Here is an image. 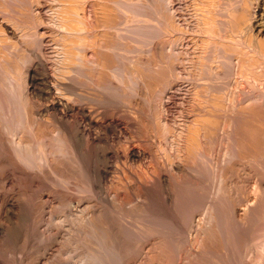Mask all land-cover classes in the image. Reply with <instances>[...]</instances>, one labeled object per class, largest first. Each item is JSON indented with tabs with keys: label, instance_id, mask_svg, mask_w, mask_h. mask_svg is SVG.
Listing matches in <instances>:
<instances>
[{
	"label": "rangeland",
	"instance_id": "1",
	"mask_svg": "<svg viewBox=\"0 0 264 264\" xmlns=\"http://www.w3.org/2000/svg\"><path fill=\"white\" fill-rule=\"evenodd\" d=\"M195 1L0 0V264H190V254L200 251L214 258L199 257L191 264H264V93L256 90L264 89V53L260 57L255 52L256 56L250 47L245 50L253 57L230 51L229 62L235 65L223 56L224 61L212 58L209 44L201 40L204 33L195 25L197 19H206L208 7ZM222 1L232 9L243 8V0ZM4 24L14 29V38ZM230 42L219 44L228 48ZM242 56L248 57L247 63ZM36 63L40 76L32 85L29 71ZM44 72L53 82L51 97L43 94L39 83ZM223 75L226 81H221ZM217 77L221 82L216 85ZM251 79L257 81L248 85ZM215 89L223 102L231 96L233 107L241 102L245 107L230 110L228 100L231 108L210 110L207 105L215 100ZM56 95L66 96L75 107L91 108L99 122L88 126L78 110L63 109L65 116L62 109L42 111ZM232 99L243 101L234 104ZM202 104L208 108L198 106ZM110 122L116 126L107 130ZM78 128L85 133L83 148L82 143L79 148L71 144ZM90 135L99 140L92 142ZM132 148L142 152L140 159L129 157ZM175 162L183 163L188 172L176 173ZM195 166L199 172L194 176ZM99 169H108L105 178ZM161 175L169 178L164 188ZM94 181L102 182L103 195ZM8 199L16 206L9 216L2 209ZM146 256L153 260L146 262Z\"/></svg>",
	"mask_w": 264,
	"mask_h": 264
},
{
	"label": "bare ground",
	"instance_id": "2",
	"mask_svg": "<svg viewBox=\"0 0 264 264\" xmlns=\"http://www.w3.org/2000/svg\"><path fill=\"white\" fill-rule=\"evenodd\" d=\"M80 1V0H79ZM163 1V0H162ZM169 1V0H168ZM199 1H201V4L202 5H204V8L205 7H208V10H206V8H205V10L207 11V14H206V11H205V14L207 15V16H205V20H201V19H197V22H195V25H196V27L200 30V31H202V34L204 35V36H202V43H206V45H208L207 47H206V49H207V51H211L210 53L211 54H209V55H212V58L213 57H215V59H217V58H221L222 56L225 58V59H227V62L228 63H230L231 61H232V54L233 53H231L230 51H235V52H238V51H241V55L242 54H244L245 52L247 53H245L247 56H250V57H253L252 56V54H251V52H253L254 53V55H256L255 54V52H257V53H264V0H243V1H241L242 2V6H243V8L241 7V5H240V7H241V9H232V7H231V4L229 5V4H227V3H229V2H224L223 3V1L222 0H199ZM231 1V0H230ZM233 1V0H232ZM235 1V0H234ZM239 1V0H238ZM193 2V1H192ZM196 3L195 4H197L198 3V0L197 1H195ZM237 2V1H236ZM84 3V2H83ZM104 3V2H103ZM170 3V2H169ZM77 4V3H76ZM200 4V5H201ZM252 4H254L253 5V7H252ZM199 5V4H198ZM198 5H197V9L199 10V8L201 7L202 8V6H199L198 7ZM67 6V5H66ZM76 6V5H75ZM78 6V5H77ZM76 6V7H77ZM84 6V5H83ZM82 6V7H83ZM166 6V5H165ZM249 7L250 9L247 11L245 8L246 7ZM111 7V6H110ZM180 7V6H179ZM184 7V6H183ZM236 7V6H235ZM247 7V8H248ZM72 8V7H71ZM166 8V7H165ZM181 8V7H180ZM196 8V7H195ZM252 8V9H251ZM77 9V8H76ZM79 10H81V8L79 9ZM78 10V11H79ZM172 10V9H171ZM193 11V10H192ZM195 11V10H194ZM204 11H201V14H203L204 13ZM71 12H72V10H71ZM173 12V11H172ZM196 12H197V10H196ZM198 12H200V11H198ZM73 13H75V12H73ZM79 13H81V12H79ZM84 13V12H83ZM104 13V12H103ZM194 14H197V13H194ZM200 14V13H199ZM199 14L197 15V16H199ZM65 15V14H64ZM71 15H73V14H71ZM75 15V14H74ZM73 15V16H74ZM95 15V14H94ZM68 16V15H67ZM77 16V15H76ZM81 16V15H80ZM83 16V15H82ZM110 16V15H109ZM188 16L190 17L191 15H189L188 14ZM194 16H196V15H194ZM193 16V17H194ZM196 16V17H197ZM202 16V15H201ZM200 16V17H201ZM222 16V17H221ZM247 16H249L248 17V23L245 25V26H243L244 24H245V22H246V18H247ZM70 17V16H69ZM78 17H79V15H78ZM85 17H86V15H85ZM88 17V16H87ZM181 17V16H180ZM195 17V18H196ZM199 17V18H200ZM202 17H204V15L202 16ZM81 18V17H80ZM65 19H67V18H65ZM73 19V18H72ZM89 19V18H88ZM174 19H176V18H174ZM188 19V18H187ZM74 20V19H73ZM85 20H86V18H85ZM178 20V19H177ZM67 21V20H66ZM181 21V20H180ZM179 21V23H181ZM191 21V20H190ZM189 21V22H190ZM193 21V20H192ZM79 21H77V23H78ZM188 22V23H189ZM81 23V22H80ZM79 23V24H80ZM83 23V22H82ZM81 23V24H82ZM88 22H86V24H87ZM187 23V24H188ZM193 23V22H192ZM9 24V23H8ZM176 24H178V22L176 23ZM11 25V24H10ZM65 25V24H64ZM88 25V24H87ZM179 25V24H178ZM186 25V24H185ZM191 25V24H190ZM180 26V25H179ZM79 27V26H78ZM85 27V26H84ZM241 27H242V29H241ZM82 28V27H81ZM86 28H87V26H86ZM190 28V27H189ZM227 28H229V30L227 29ZM4 29H5V32L6 33H8L9 34V36H13V38L15 37V31H14V29H12L9 25H7V24H4ZM65 29V28H64ZM84 29V28H83ZM163 29V28H162ZM178 29V28H177ZM215 29H216V31H215ZM71 30V29H70ZM85 30V29H84ZM174 30V29H173ZM189 30V29H188ZM80 31V30H79ZM185 31H186V29H185ZM191 31V30H190ZM91 32V31H90ZM189 32V31H188ZM199 32V31H198ZM221 32V33H220ZM66 33V32H65ZM70 33V32H69ZM77 33H79V32H77ZM81 33V32H80ZM192 33V32H191ZM195 33V32H194ZM223 33V34H222ZM86 34H87V32H86ZM92 34V33H91ZM171 34V33H170ZM196 34H198V33H196ZM199 34H201V33H199ZM78 35V34H77ZM6 36V35H5ZM70 36V35H69ZM215 36H217V38H219L218 39V43H214V41H215V39H217V38H215ZM219 36V37H218ZM10 37V38H11ZM74 37H75V34H74ZM88 37V36H87ZM86 37V38H87ZM91 37H92V35H91ZM88 38H90V37H88ZM87 38V39H88ZM174 38V37H173ZM223 38H224V40L228 43V42H230V43H232L231 45H230V47H229V44H226V45H228V48H224V47H221V45H222V42H224V40H223ZM229 38L230 39V41H227V39ZM17 39V38H16ZM75 39V38H74ZM77 39V38H76ZM164 39V38H163ZM177 39V38H176ZM181 39V38H180ZM195 39V38H194ZM83 40V39H82ZM89 40V39H88ZM200 39H199V41H201ZM71 41V40H70ZM176 41V40H175ZM198 41V40H197ZM79 42V41H78ZM82 42V41H81ZM192 42V41H191ZM219 42H221V45L219 44ZM80 43V42H79ZM187 44V43H186ZM218 44H219V46H218ZM223 44H225V43H223ZM80 45V44H79ZM84 45V44H83ZM175 45V44H174ZM226 45H224V46H226ZM160 46V45H159ZM185 46V45H184ZM189 46V45H188ZM197 46V45H196ZM76 47V46H75ZM78 47V46H77ZM81 47V46H80ZM164 47V46H163ZM169 47V46H168ZM179 47V46H178ZM186 47V46H185ZM251 48V50L249 49V52L250 53H248L247 51V48ZM79 48V47H78ZM82 48V47H81ZM101 48V47H100ZM156 49V48H155ZM163 49V48H162ZM175 49V48H174ZM187 49V48H186ZM191 49V48H190ZM200 49V48H199ZM206 49H205V51H206ZM247 51H246V50ZM164 50H165V48H164ZM167 50V49H166ZM78 51V50H77ZM82 51V50H81ZM183 51V50H182ZM205 51H202L201 50V54H199L202 58H203V54H204V52ZM206 51V52H207ZM163 52V51H162ZM172 52V51H171ZM170 52V53H171ZM177 52V51H176ZM242 52H244V53H242ZM79 53H80V51H79ZM85 53H86V51H85ZM155 53H157V52H155ZM168 53V52H167ZM199 53V52H198ZM229 53H231L230 55H232V56H230V58L229 59H231V61L229 62V59H228V55H229ZM240 53V52H239ZM81 54V53H80ZM159 54V53H158ZM175 54H177V53H175ZM244 54V55H245ZM262 54H260L261 56L260 57H262L263 55ZM166 55V54H165ZM172 55V54H171ZM206 55V54H205ZM208 55V54H207ZM71 56V55H70ZM69 56V57H70ZM90 56V55H89ZM176 56V55H175ZM185 56V55H184ZM238 56H240V55H238ZM256 56H259L258 54L256 55ZM255 56V57H256ZM94 57V56H93ZM168 57V56H167ZM177 57V56H176ZM175 57V58H176ZM192 57V56H191ZM205 57H207V56H204V58ZM223 57L221 58V59H223ZM243 58H244V56H242ZM254 57V58H255ZM88 58V57H87ZM209 58L210 57H207L206 59H208V61H209ZM212 58L210 59V61L212 62ZM239 58V57H238ZM248 57H246L245 56V62H246V59H247ZM264 58V57H263ZM72 59V58H71ZM85 59V58H84ZM170 59V58H169ZM168 59V60H169ZM215 59H213V61H215ZM221 59H220V61H221ZM250 59V58H249ZM204 60V59H203ZM174 61H175V59H174ZM173 61V62H174ZM181 61H182V59H181ZM217 61H218V59H217ZM223 61H224V59H223ZM236 61H237V59H236ZM262 61H263V59H262ZM77 62V61H76ZM79 62V61H78ZM159 62V61H158ZM207 62V61H206ZM211 62H209V63H211ZM216 62V61H215ZM40 63V62H39ZM88 63V62H87ZM183 63V62H182ZM220 63V62H219ZM227 63V64H228ZM232 63V62H231ZM236 63V62H235ZM235 63H232L233 65H235ZM239 63V62H238ZM247 63V62H246ZM245 63V64H246ZM252 63H254V61L252 62ZM262 63H264V62H262ZM175 64V63H174ZM237 64V63H236ZM257 64V63H256ZM36 65H39L38 63H36L35 64V68H33V69H31L29 72V75H30V83L32 84V85H34L37 81H38V78H39V76H38V74L36 73ZM74 65V64H73ZM213 65V64H212ZM222 65V64H221ZM223 65H226V62L225 63H223ZM231 65V64H230ZM230 65H228V66H230ZM76 66V65H75ZM78 66V65H77ZM167 66V65H166ZM184 66V65H183ZM199 66V65H198ZM208 66V65H207ZM220 66V65H219ZM232 66V65H231ZM230 66V67H231ZM238 66V65H237ZM254 66V65H253ZM39 67V66H38ZM37 67V68H38ZM44 67V66H43ZM201 67V66H200ZM203 67H204V65H203ZM224 67V66H223ZM230 67H229V69H230ZM239 67V66H238ZM242 67V66H241ZM244 67V66H243ZM246 67V66H245ZM245 67H244V69H245ZM262 66H260V68H261ZM209 68L210 69H212L210 66L208 67V70H209ZM228 68V67H227ZM226 68V69H227ZM236 68L237 67H235V71H236ZM252 68V67H251ZM254 68H256L255 66H254ZM259 68V67H258ZM42 69V68H41ZM40 69V70H41ZM66 69V68H65ZM78 69V68H77ZM89 69V68H88ZM166 69V68H165ZM216 69V68H215ZM221 69V68H220ZM224 69H225V67H224ZM39 70V69H38ZM70 71L71 70H73V69H69ZM161 70V69H160ZM196 70V69H195ZM203 70H205V69H203ZM240 70V69H239ZM248 70V69H247ZM246 69H245V71H247ZM42 71H44V70H42ZM67 71V70H66ZM183 71H184V69H183ZM197 71V70H196ZM206 71H207V69H206ZM209 71H211V70H209ZM208 71V72H209ZM229 71V70H228ZM258 71V70H257ZM72 72V71H71ZM74 72V71H73ZM213 72H214V69L212 70V74H213ZM217 71H215V73H216ZM218 72H220V70L218 71ZM232 71H230L228 74H230ZM242 72H243V70H242ZM42 73V72H41ZM76 73V72H75ZM205 73V72H204ZM215 73H214V75H215ZM224 73V71L222 72V73H220L219 75H221V74H223ZM244 73V72H243ZM259 73V72H258ZM64 74V73H63ZM190 74V73H189ZM218 74V73H217ZM216 74V75H217ZM225 74H226V72H225ZM236 74H237V71H236ZM249 74V73H248ZM255 74V73H254ZM193 75V74H192ZM208 75V74H207ZM216 75H215V77H216ZM250 75V74H249ZM251 75H253V74H251ZM257 75V74H256ZM262 75V74H261ZM76 76V75H75ZM179 76H181V75H179ZM186 76V75H185ZM199 76V75H198ZM227 76V75H226ZM226 76H222L221 78H222V80L221 81H223L224 79H223V77H225V78H228V76L226 77ZM244 76H245V74H244ZM247 76V75H246ZM54 77V76H53ZM52 77V79L54 80V78ZM72 77H74V76H72ZM79 77V76H78ZM200 77V76H199ZM198 77V78H199ZM204 77V76H203ZM209 77V76H208ZM211 77V76H210ZM214 77V76H213ZM212 77V78H213ZM231 77H233L232 76V73L230 74V78ZM238 77V76H237ZM250 77V76H249ZM248 77V78H249ZM254 77H255V75H254ZM253 77V78H254ZM51 77H50V75H48V73L47 72H44L42 75H41V77H40V79H39V83H42L41 85H43V94L45 95V96H48V97H51L52 95V93H53V87H52V85H53V82H52V85H51V79H50ZM77 78V77H76ZM166 78V77H165ZM205 78V77H204ZM242 78H244V77H242ZM62 79V78H61ZM65 79V78H64ZM208 79V78H207ZM217 79L219 80V78L217 77ZM246 79V78H245ZM250 79V78H249ZM67 80H68V78H67ZM182 80V79H181ZM213 80V79H212ZM212 80H211V82H212ZM228 80V79H227ZM230 80V79H229ZM237 80V79H236ZM252 80V79H251ZM260 80V79H259ZM186 81V80H185ZM192 81V80H191ZM190 81V82H191ZM203 81H205L204 79H203ZM202 81V82H203ZM220 80L218 81V83H215L216 85L217 84H219L220 82H221ZM224 81H226V80H224ZM252 81H253V83H252ZM251 82H250V80H249V84L248 85H250V84H254V79L252 80ZM257 81V80H256ZM255 81V82H256ZM77 82V81H76ZM196 82V81H195ZM198 82H201V81H198ZM201 82V83H202ZM206 82V81H205ZM210 82V83H211ZM244 82V81H243ZM262 82V81H261ZM38 83V82H37ZM70 83V82H69ZM69 83H68V85L67 86H69ZM194 83V82H193ZM209 83V82H208ZM223 83V82H222ZM226 82H224V84H225ZM240 83V82H239ZM61 84H63L62 82H61ZM61 84H60V87H61ZM72 84V83H71ZM190 84H192V83H190ZM198 84V83H197ZM200 84V83H199ZM203 84V83H202ZM201 84V85H202ZM205 84V83H204ZM212 84H213V82H212ZM214 84V85H215ZM244 84V83H243ZM255 84H257V83H255ZM262 84V83H261ZM65 86L64 87H66V83L64 84ZM178 85V84H177ZM200 85V86H201ZM262 85H264V84H262ZM56 86L57 87H59L57 84H56ZM63 86V85H62ZM195 86V85H194ZM198 86V85H197ZM204 86V85H203ZM220 86V88L222 87V85L220 84L219 85ZM218 86V87H219ZM227 86V85H226ZM230 86V85H229ZM228 86V87H229ZM240 86H242V85H240ZM252 86V85H251ZM55 87V86H54ZM72 87V86H71ZM196 87V86H195ZM206 87V86H205ZM205 87H204V89H205ZM211 87V86H210ZM231 87V86H230ZM245 87H247V86H245ZM254 87V86H253ZM262 87V86H261ZM56 88V87H55ZM67 88V87H66ZM65 88V89H66ZM74 88H75V86H74ZM77 88V87H76ZM75 88V89H76ZM198 88V87H197ZM212 88H214V86L212 87ZM215 88L217 89V86H215ZM219 88V89H220ZM224 88V87H223ZM244 88V87H243ZM248 88V87H247ZM254 88H256V86L254 87ZM63 89V88H62ZM68 89V88H67ZM70 89V88H69ZM73 89V88H72ZM72 89H70V91L69 92H72L71 90ZM78 89V88H77ZM211 89V88H210ZM213 90L212 92L214 93V91H216L217 92V94H219L218 93V91H220V92H222L221 91V89L219 90V89H217V90ZM225 89V88H224ZM224 89H222L223 90V93H224ZM228 89V88H227ZM237 89V88H236ZM260 89V88H259ZM259 89H257L256 88V90H257V92H262L261 90H263V93H264V89H260V91H258ZM64 90V89H63ZM235 90V89H234ZM232 91L231 90V92L230 93H232V92H235V91ZM251 90H253V89H251ZM75 92H76V90H74ZM209 91V90H208ZM207 91V92H208ZM230 91V90H229ZM33 92V91H32ZM64 92H67V91H64ZM215 92V93H216ZM244 92V91H243ZM255 91L253 90V94H255V93H257V92H255ZM60 93V92H59ZM68 93V92H67ZM66 93V94H67ZM209 93H211V92H209ZM213 94V97L215 98V100L214 101H212V105H211V107H210V103H209V105H207V106H209V109L211 110V109H213L214 107H216V109L218 108V107H229L228 105L230 104V106H232L231 105V103H230V98H231V96L230 95H228L227 93H229V92H227L226 94H227V97H229L230 96V98H228V100H225L226 102H223V98L219 95H217V94ZM222 93V94H223ZM229 93V94H230ZM245 93H247L248 94V92L246 91ZM245 93H241V96L243 95V97L246 95ZM250 93V92H249ZM258 93V94H259ZM263 93H261V96L263 95ZM63 94V93H62ZM74 94H77V93H74ZM193 94V93H192ZM221 94V95H222ZM239 94V93H238ZM245 94V95H244ZM252 93H250L249 94V96L251 95ZM257 94V97L259 96ZM51 95V96H50ZM60 95V94H59ZM65 95V94H64ZM209 95V94H208ZM236 93H235V96H234V98H236ZM256 95V94H255ZM55 96V95H54ZM53 96V97H54ZM61 96V95H60ZM72 95H70V97H71ZM74 96V95H73ZM83 96V95H82ZM193 96V95H192ZM200 96V95H199ZM225 96V95H224ZM223 96V97H224ZM253 96V95H252ZM252 96H251V98H252ZM259 97V98H262V97ZM63 97H65L66 98V96H63ZM63 97H57V95H56V97H54V99L53 100H51V104L50 105H47L44 109L42 108V111H47V110H49V109H53L55 112H60L61 111V109H62V113H63V109H65L67 112H71V111H75V110H78L79 111V113L81 112L82 113V116L85 118V120L88 122L87 124H88V126H89V123H90V125L91 124H95V123H98L99 121L98 120H96L97 118L96 117H94V116H96V114L94 115L93 114V112H92V110H91V108L89 109H87V108H85V107H75V106H73V105H71L72 103H74V102H70V101H67V98L65 99V98H63ZM79 97V96H78ZM86 97V96H85ZM222 99H221V98ZM226 97V96H225ZM240 97V96H239ZM242 97V98H243ZM245 97H248V96H245ZM245 97H244V99H245ZM255 97V96H254ZM82 98V97H81ZM80 98V99H81ZM93 98V97H92ZM202 98V97H201ZM207 98H209V97H207ZM47 99V98H46ZM77 99V98H76ZM240 99V98H239ZM246 99H248V98H246ZM48 100V99H47ZM69 100V99H68ZM75 100V99H74ZM95 100V99H94ZM233 100V99H232ZM262 100V99H261ZM72 101V100H71ZM190 101V100H189ZM192 101V100H191ZM196 101V100H195ZM206 101V100H205ZM227 101L229 102V104H227ZM241 101H243V100H241ZM240 100H238V101H235L234 102V100H233V102H234V104H236L237 102H241ZM251 101H255L254 99L253 100H250V102ZM69 102H70V104H69ZM247 102V101H246ZM261 102V101H260ZM242 103V102H241ZM240 103V104H241ZM253 103V102H252ZM263 103V102H262ZM76 104V103H75ZM184 104V103H183ZM195 104V103H194ZM197 104H201L200 102L199 103H197ZM233 104V103H232ZM233 104V105H234ZM240 104H238L237 103V106H242V104L240 105ZM246 104V103H245ZM247 104H249V103H247ZM91 105V104H90ZM204 104H202V105H198V106H203ZM254 105H255V102H254ZM264 105V104H263ZM82 106V105H81ZM197 106V105H196ZM197 106V107H198ZM205 106V105H204ZM207 106H205V108H208ZM214 106V107H213ZM237 106H235L234 105V107H237ZM262 106V105H261ZM233 107V106H232ZM233 107V108H234ZM243 108L245 107L244 105L242 106ZM198 108H200V107H198ZM202 108V107H201ZM204 108V107H203ZM202 108V109H203ZM229 108H231V107H229ZM228 108V109H229ZM230 109V110H234L235 111V109H238V108H234V109ZM240 108V107H239ZM243 108H241V109H243ZM247 108V107H246ZM262 108H264V106L262 107ZM224 109V108H223ZM222 109V110H223ZM227 109V110H228ZM37 110V109H36ZM219 110H221V109H219ZM253 110V109H252ZM224 111H226V109L224 110ZM37 112V111H36ZM40 112V111H39ZM49 112V111H48ZM53 112V111H52ZM65 112V111H64ZM77 112V111H76ZM100 112V111H99ZM202 112H203V110H202ZM205 112V111H204ZM223 112V111H222ZM229 112V111H228ZM54 113V112H53ZM61 113V112H60ZM73 113V112H72ZM81 113H80V115H81ZM225 113V112H224ZM230 113V112H229ZM233 112H231V114H232ZM235 113V112H234ZM258 113V112H257ZM33 114V113H32ZM55 114V113H54ZM64 114V113H63ZM62 114V116H65V114L63 115ZM69 114V113H68ZM99 114V113H98ZM222 114V113H221ZM34 115V114H33ZM61 115V114H60ZM100 115V114H99ZM241 115V114H240ZM25 116V115H24ZM48 116V115H47ZM55 116H57V114L55 115ZM55 116L53 117L54 119H55ZM67 116H69V115H67ZM199 116V115H198ZM237 116H239V115H237ZM35 117V116H34ZM228 117V116H227ZM236 117V116H235ZM245 117V116H244ZM43 118H45V117H43ZM52 118V119H53ZM59 118H61L60 116H59ZM59 118H57V119H59ZM64 118H66V117H64ZM64 118H62V120L64 119ZM192 118V117H191ZM234 118V117H233ZM239 118V117H238ZM237 118V119H238ZM242 118V117H241ZM38 119V118H37ZM98 119H100V118H98ZM103 119V118H102ZM167 119V118H166ZM236 119V118H235ZM56 120V119H55ZM231 120V119H230ZM45 121V120H44ZM61 121V120H60ZM60 121H59V125L61 124L60 123ZM98 121V122H97ZM48 122V121H47ZM66 122V121H65ZM187 122V121H186ZM240 122V121H239ZM64 123V122H63ZM67 123H68V121H67ZM66 123V124H67ZM226 123V122H225ZM78 124V123H77ZM77 124H76V126H77ZM85 124H86V122H85ZM230 124V123H229ZM25 125V124H24ZM79 125V124H78ZM98 125H101L100 123L98 124ZM104 125V124H103ZM102 125V126H103ZM164 125V124H163ZM196 125V124H195ZM245 125V124H244ZM61 126V125H60ZM66 126V129H67V127H69L70 128V126H68V125H65ZM101 126V127H102ZM106 126V125H105ZM104 126V127H105ZM115 126H116V124H113V122H110V124L107 126V127H105L107 130L108 129H111V128H115ZM224 126H226V125H224ZM228 126V125H227ZM234 126V125H233ZM77 127H80V126H77ZM92 127V126H91ZM96 127H97V124H96ZM192 127V126H191ZM237 127H238V125H237ZM63 128V127H62ZM103 128V127H102ZM250 128V127H249ZM64 129V128H63ZM65 129V130H66ZM74 129V128H73ZM93 129V128H92ZM99 129V128H98ZM191 129V128H190ZM252 129V128H251ZM61 130V129H60ZM70 130L72 131V129L70 128ZM70 130H68V131H70ZM104 130V129H103ZM73 131H75V130H73ZM85 131V130H84ZM183 131V130H182ZM181 131V132H182ZM54 132V131H53ZM83 132V131H82ZM82 132H81V130H80V128H78L77 130H76V132H74L75 133V135L73 136V134L74 133H72V132H70V133H72V135L69 133L68 135H70V137L71 136H73L74 137V140H71V144H72V142H74V145H75V147L76 148H79V146L81 145V141H84V132H83V135H82ZM104 132V131H103ZM108 132V131H107ZM228 132V131H227ZM65 133H67V131L66 132H64V134ZM89 133H90V131H89ZM63 134V135H64ZM95 134V133H94ZM177 134V133H176ZM181 134V133H180ZM184 134V133H183ZM202 134V133H201ZM232 134V133H231ZM256 134V133H255ZM17 135V134H16ZM98 135V134H97ZM96 134H95V136H97ZM178 135V134H177ZM229 135H230V132H229ZM233 135V134H232ZM94 135L93 136H91L90 135V139H91V141L92 142H95V141H97V139L98 138H96ZM99 136V135H98ZM241 136V135H240ZM69 137V136H68ZM105 137V136H104ZM183 137V136H182ZM242 137V136H241ZM173 138V137H172ZM243 138V137H242ZM31 139V138H30ZM62 139V138H61ZM69 139V138H68ZM179 139V138H178ZM183 139V138H182ZM206 139V138H205ZM18 140V139H17ZM21 140V139H20ZM60 140V139H59ZM99 140V139H98ZM101 140V139H100ZM232 142H233V140L232 139H230ZM245 140V139H244ZM249 140V139H248ZM90 141V142H91ZM199 141V140H198ZM18 142V141H17ZM102 142V141H101ZM130 142V141H129ZM205 142V141H204ZM14 143V142H13ZM88 143V142H87ZM200 143V142H199ZM263 143V142H262ZM22 144V143H21ZM24 144H26V143H24ZM93 144V143H92ZM98 144H100V143H98ZM231 145V144H230ZM14 146V145H13ZM203 147L204 145H200V147ZM18 147V146H17ZM24 147H25V145H24ZM84 146H83V143H82V148H83ZM90 147V146H89ZM232 147V146H231ZM234 147V146H233ZM30 148V147H29ZM101 148V147H100ZM104 148V147H103ZM247 148V147H246ZM98 149V148H97ZM129 149V148H128ZM25 150V149H24ZM82 149L80 148V151H81ZM194 150V149H193ZM228 150H226V152H227ZM235 151V150H234ZM252 151V150H251ZM28 152H30V150H28ZM33 152V151H32ZM82 152V151H81ZM120 152V151H119ZM220 152V151H219ZM250 152V151H249ZM24 153V152H23ZM31 153V152H30ZM146 153V152H145ZM180 153V152H179ZM196 153V152H195ZM198 153V152H197ZM200 153V152H199ZM230 153V152H229ZM235 153V152H234ZM82 154V153H81ZM126 154V153H125ZM219 154V153H218ZM105 155V154H104ZM114 155V154H113ZM141 155H142V152H140V151H138V150H136V149H134V148H132V149H130L129 150V157L130 158H132V159H140V157H141ZM77 156V155H76ZM79 156V155H78ZM117 156V155H116ZM178 156V155H177ZM184 156V155H183ZM198 156V155H197ZM226 156V155H225ZM231 156H232V154H231ZM26 157V156H25ZM123 157V156H122ZM128 157V158H129ZM169 157H171V156H169ZM176 157V156H175ZM217 157V156H216ZM227 157H228V155H227ZM105 157H103V160H105L104 159ZM116 158V157H115ZM200 158H202V157H200ZM26 159V158H25ZM173 159V158H172ZM176 159V158H175ZM230 159V158H229ZM108 161V160H107ZM201 161V160H200ZM200 161H198V162H200ZM207 161V160H206ZM216 161V160H215ZM136 162V161H135ZM178 162V161H177ZM205 162V161H204ZM203 162V163H204ZM210 162V161H209ZM223 162V161H222ZM247 162V161H246ZM30 163V162H29ZM176 163V162H175ZM183 163H184V161H183ZM183 163H181V162H179V163H176L175 165H174V168H175V171H177L176 173H184L185 171L186 172H188V168L185 166V165H182ZM202 163V164H203ZM159 164V163H158ZM191 164H193V162L191 163ZM196 164V163H195ZM199 164H201V163H198V165ZM205 164H208V163H206L205 162ZM204 164V165H205ZM210 164H212V163H210ZM223 164V163H222ZM29 165H31V164H29ZM197 165V167H200V168H202V166H198ZM203 165V166H204ZM108 166V165H107ZM106 165H105V167H107ZM164 166V165H163ZM193 166V168H194V165H192ZM206 166V165H205ZM208 166V165H207ZM206 166V167H207ZM221 167L223 166V165H220ZM219 166V167H220ZM105 167H103L104 169H105ZM109 167V166H108ZM170 167V166H169ZM209 167V166H208ZM250 167V166H249ZM159 168V167H158ZM171 168V167H170ZM174 168H173V170H174ZM191 168V167H190ZM189 168V169H190ZM211 168V167H210ZM218 168V167H217ZM253 168V167H252ZM126 169V168H125ZM196 169V170H195ZM195 169L194 170H192L193 171V175L195 174V171H197L198 169L196 168V166H195ZM250 169V168H249ZM108 170V169H107ZM107 170H104V171H100V169H99V171H100V173L102 172V176L103 175H106L108 172H107ZM172 170V171H173ZM203 170V169H202ZM202 170H200V171H202ZM207 170H208V168H207ZM216 170V169H215ZM222 170V169H221ZM190 171H191V169H190ZM204 171H206V168H205V170ZM208 171H210V169L208 170ZM129 172V171H128ZM158 172V171H157ZM161 172V171H160ZM197 172H199V171H197ZM215 172V171H214ZM98 174H100L99 172H97ZM111 173V172H110ZM115 173H116V171H115ZM123 173V172H122ZM208 173V172H207ZM95 174V173H94ZM162 174V173H161ZM169 174V173H168ZM167 174V175H168ZM187 174V173H186ZM191 173H189V175H190ZM204 174V173H203ZM160 175V174H159ZM206 175V174H205ZM99 176H101V175H99ZM175 176V175H174ZM176 176H178V175H176ZM186 176V175H185ZM192 176V175H191ZM195 176V175H194ZM193 176V177H194ZM221 176V175H220ZM94 177H96V175L94 176ZM97 177H98V175H97ZM96 177V178H97ZM104 178H105V176H103ZM156 177V176H155ZM160 177V176H159ZM159 177H157L156 179L158 180V178ZM167 177L168 176H166V175H161V178H160V182L162 183V187H163V185L165 184V183H167V180L169 179H167ZM181 177V176H180ZM203 177H205V176H203ZM99 178V177H98ZM103 178V179H104ZM108 178V177H107ZM183 178H184V175H183ZM196 178H198V177H195V179ZM199 178H200V176H199ZM198 178V179H199ZM202 178V177H201ZM103 179H101V181L103 180ZM190 179V178H189ZM188 179V180H189ZM217 179V178H216ZM95 180V179H94ZM100 180V179H99ZM105 180V179H104ZM179 180V179H178ZM187 180V179H186ZM187 180V181H188ZM193 180V179H192ZM199 180H201V179H199ZM198 180V181H199ZM222 180V179H221ZM101 181H98L99 182V184H98V182L97 181H94V182H96L97 184H98V191H97V193L99 192V193H101L102 194V192H103V186H102V182ZM169 181V180H168ZM172 182H173V179L171 180ZM180 181V180H179ZM178 181V182H179ZM194 181V180H193ZM202 181V180H201ZM223 181V180H222ZM104 182V181H103ZM175 182V181H174ZM177 182V183H178ZM182 182V181H181ZM180 182V183H181ZM189 182V181H188ZM191 182V181H190ZM197 182V181H196ZM220 182V181H219ZM176 183V182H175ZM184 183V182H183ZM153 184V183H152ZM159 184V183H158ZM146 185V184H145ZM166 185V184H165ZM173 185V184H172ZM185 185V184H184ZM194 185V184H193ZM143 186V185H142ZM160 186V185H159ZM179 186H181V185H178L177 187H179ZM221 186V185H220ZM96 187V186H95ZM141 187V186H140ZM148 187H149V185H148ZM196 187V186H195ZM217 187V186H216ZM144 188V187H143ZM155 188V187H154ZM164 188V187H163ZM185 188V187H184ZM146 189H147V186H146ZM150 189V188H149ZM181 189V188H180ZM215 189V188H214ZM165 190V189H164ZM186 190V189H185ZM105 191V190H104ZM188 191H190V190H188ZM218 191H219V189H218ZM152 192V191H151ZM261 192V191H260ZM185 193H187V192H185ZM194 193V192H193ZM219 193V192H218ZM147 194V193H146ZM183 194V193H182ZM103 195V194H102ZM141 196V195H140ZM146 196V195H145ZM214 196V195H213ZM100 197H101V195H100ZM103 197H105V196H103ZM150 197V196H149ZM176 197V196H175ZM145 198V197H144ZM12 199H13V197H12ZM148 199V198H147ZM214 199V198H213ZM219 199H221V198H219ZM150 200V199H149ZM214 201V200H213ZM146 202V201H145ZM172 202V201H171ZM5 203V202H4ZM258 203V202H257ZM116 204V203H115ZM146 204V203H145ZM148 204V203H147ZM150 204V203H149ZM182 204V203H181ZM218 204V203H217ZM216 204V205H217ZM244 204V203H243ZM260 204V203H259ZM258 204V205H259ZM4 205V208H2V209H4V213L6 214L7 213V216H9L8 215V213L10 214V212H11V214L13 213V209H14V207H16L15 206V203L13 202V200H7V202L5 203V204H3ZM2 205V206H3ZM214 205V204H213ZM220 205V204H219ZM241 205V204H240ZM254 205V204H253ZM109 206V205H108ZM152 206V205H151ZM173 206V205H172ZM123 207V206H122ZM147 207V206H146ZM180 207V206H179ZM181 207H184V206H181ZM250 207H253V206H250ZM1 208V207H0ZM116 208V207H115ZM133 208V207H132ZM135 208V207H134ZM156 208V207H155ZM175 208V207H174ZM220 208V207H219ZM254 208V207H253ZM253 208H251V211H252V209ZM125 209V208H124ZM131 209V208H130ZM151 209V208H150ZM157 209V208H156ZM167 209V208H166ZM248 209V208H247ZM164 210V209H163ZM177 210V209H176ZM1 211V210H0ZM248 211H250V209H248ZM142 212H144V211H142ZM163 212V211H162ZM177 212V211H176ZM246 212V211H245ZM253 212V211H252ZM140 213H141V211H140ZM153 213H155V212H153ZM206 213V212H205ZM211 213V212H210ZM249 213V212H248ZM262 213V212H261ZM5 214L3 215L4 217H5ZM141 214H143V213H141ZM239 214V213H238ZM251 214V213H250ZM13 215V214H12ZM133 215V214H132ZM140 215V214H139ZM201 215V214H200ZM264 215V214H263ZM11 216V215H10ZM211 216V215H210ZM244 216V215H243ZM141 217V216H140ZM201 217V216H200ZM246 217H247V215H246ZM211 218V217H210ZM93 219H95V217L93 218ZM200 219H202V218H200ZM207 219V218H206ZM246 219V218H245ZM209 220V219H208ZM80 221V220H79ZM84 221H85V219H84ZM90 221H91V219H90ZM168 221V220H167ZM210 221H211V219H210ZM86 222V221H85ZM88 222V221H87ZM200 222V221H199ZM211 222H213V221H211ZM210 222V223H211ZM81 223V222H80ZM89 223V222H88ZM172 223V222H171ZM204 223V222H203ZM193 224V223H192ZM212 224V223H211ZM226 224V223H225ZM239 224V223H238ZM80 225V224H79ZM89 225V224H88ZM97 225V224H96ZM203 225H205V224H203ZM173 226V225H172ZM176 226V225H175ZM206 226V225H205ZM81 227V226H80ZM83 227V226H82ZM93 227V226H92ZM98 227V226H97ZM174 227V226H173ZM190 227V226H189ZM204 227V226H203ZM79 228V227H78ZM188 228V227H187ZM193 228V227H192ZM214 228V227H213ZM82 229V228H81ZM93 229V228H92ZM194 229V228H193ZM202 229V228H201ZM204 229V228H203ZM90 230V229H89ZM88 230V231H89ZM97 230V229H96ZM103 230V229H102ZM101 230V231H102ZM190 230V229H189ZM86 231V230H85ZM95 231V230H94ZM184 231H185V229H184ZM196 231V230H195ZM198 231V230H197ZM206 231V230H205ZM76 232V231H75ZM92 232V231H91ZM110 232V231H109ZM188 232V231H187ZM83 233V232H82ZM90 233V232H89ZM100 233V232H99ZM106 233V232H105ZM108 233V232H107ZM183 233V232H182ZM181 233V234H182ZM196 233V232H195ZM202 233H204V232H202ZM84 234V233H83ZM87 234V233H86ZM156 234V233H155ZM228 234H229V232H228ZM74 235V234H73ZM97 235V234H96ZM188 235V234H187ZM194 235V234H193ZM198 236H200V234L198 235ZM201 236H203V235H201ZM206 236H207V234H206ZM226 236V235H225ZM72 237V236H71ZM195 237V236H194ZM233 237V236H232ZM202 238V237H201ZM183 239V238H182ZM194 239H196V238H194ZM198 240V239H197ZM196 240V241H197ZM224 240H226L227 241V238L225 239L224 238ZM196 241H194V242H196ZM221 241V240H220ZM223 241V240H222ZM230 241H233L232 239L230 240ZM218 242V241H217ZM264 242V241H263ZM190 243V242H189ZM208 243V242H207ZM206 243V244H207ZM195 244V243H194ZM217 244V243H216ZM229 244V243H228ZM233 244V243H232ZM259 244V243H258ZM196 245H197V243H196ZM200 245H201V243H200ZM226 245H227V243H226ZM230 246L229 247H232L231 246V243L229 244ZM198 246V245H197ZM206 247V246H205ZM227 247V246H226ZM257 247V246H256ZM155 248V247H154ZM209 248V247H208ZM229 249H231V248H229ZM161 250V249H160ZM156 251V250H155ZM158 251V250H157ZM196 251V250H195ZM211 251V250H210ZM151 252H153V251H151ZM197 252V251H196ZM224 252H226V251H224ZM262 252V251H261ZM156 253V252H155ZM162 253H164V252H162ZM211 253V252H210ZM227 253H228V251H227ZM148 254H149V252H148ZM147 254V256H149ZM192 254V253H191ZM190 254V262L192 263V262H194V261H196L199 257L200 258H205V259H209L208 257L212 254H207L206 253V255H208V256H206V255H204V253H202L201 254V251H200V253H195V254H192L191 255ZM253 254V253H252ZM118 255V254H117ZM117 255L115 254V256L117 257ZM146 255V254H145ZM156 255H158V254H156ZM161 255H163V254H159V256H161ZM104 256V255H103ZM111 257H112V255H110ZM109 256V257H110ZM147 256H146V258L145 257H141V258H145L144 260L146 261L147 259H148V261L150 260V258H152L153 256H150V258L148 257L147 258ZM155 256V255H154ZM181 256V255H180ZM188 256V255H187ZM212 256H213V254H212ZM216 256V255H215ZM116 257H114V258H116ZM170 257H172V256H170ZM184 257V256H183ZM229 257V256H228ZM233 257H234V255H233ZM155 258V257H154ZM161 258H162V260H164L163 259V257H160V260H161ZM187 257L185 256V259H186ZM210 258H211V256H210ZM213 258H214V256H213ZM248 258V257H247ZM158 259V258H157ZM156 259V260H157ZM166 259H168V256H167V258ZM174 259V258H173ZM175 259H176V256H175ZM182 259V256L180 257V260ZM242 259V258H241ZM101 260V259H100ZM120 260V259H119ZM152 260H153V258H152ZM160 260L158 261V262H160ZM162 260H161V262L160 263H162ZM170 260H172V258L170 259ZM187 260V259H186ZM214 260V259H213ZM212 260V261H213ZM222 260V259H221ZM249 260V259H248ZM120 261H122L123 262V260H120ZM156 261V262H157ZM175 261V260H174ZM179 261V260H178ZM177 261V262H178ZM182 261V260H181ZM199 261H200V259H199ZM201 261H202V259H201ZM210 261V260H209ZM214 261H216V260H214ZM238 261V260H237ZM119 262V261H118ZM147 262V261H146ZM151 262V261H150ZM149 262V263H150ZM187 262V261H186ZM185 262V263H186ZM236 262V261H235ZM165 263V262H164ZM167 263V262H166ZM171 263V262H170ZM176 263V262H175ZM190 263V264H191ZM208 263H211V262H208ZM214 263V262H213ZM212 263V264H213ZM87 264V263H86ZM143 264H144V262H143ZM146 264V263H145ZM153 264H155V262L153 261ZM157 264V263H156ZM177 264V263H176ZM181 264V263H180Z\"/></svg>",
	"mask_w": 264,
	"mask_h": 264
}]
</instances>
